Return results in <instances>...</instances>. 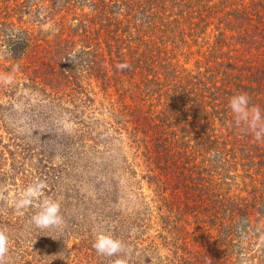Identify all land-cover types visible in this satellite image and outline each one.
<instances>
[{
	"label": "trees",
	"instance_id": "obj_1",
	"mask_svg": "<svg viewBox=\"0 0 264 264\" xmlns=\"http://www.w3.org/2000/svg\"><path fill=\"white\" fill-rule=\"evenodd\" d=\"M56 26L79 37L57 34L48 60L74 93L23 83L38 96L20 102L12 69ZM0 57V126L20 149L0 171L4 264H264V139L228 106L246 94L264 115V0H0ZM46 199L62 223L40 229ZM100 234L130 254L97 253Z\"/></svg>",
	"mask_w": 264,
	"mask_h": 264
},
{
	"label": "rangeland",
	"instance_id": "obj_2",
	"mask_svg": "<svg viewBox=\"0 0 264 264\" xmlns=\"http://www.w3.org/2000/svg\"><path fill=\"white\" fill-rule=\"evenodd\" d=\"M25 20L29 21V26L32 27L33 30H35L36 33H38L39 28L42 29L43 31L47 30L48 27L50 26V24L43 26V25H37V21H35L36 19L32 16H26L24 17ZM69 24V22H67ZM59 27L56 26V28L54 27L52 30H50V35L47 37V35H45V41L44 43L40 46V50L38 51V53L35 56H29L28 58L25 57V59H23L22 62H20L21 67L18 68V64L16 65V67H14L12 69V75L13 78H11L10 81L14 82V85L16 83H19L20 85L18 86V90H17V95L18 96H22V98H19L18 100L20 102H24L27 99H30L32 97L33 101H35V99H37L38 94L36 92L32 93L29 89H24L23 88V83L26 84H34L37 87H41L43 85H45L47 91H52L54 89V91L59 92L61 94H70L73 95L74 91H72V88L75 87L74 85H71L70 87L67 84L65 80H63L61 77L58 76V74H56L54 72V70L52 69V67L49 64V58L52 56V54H50V50L51 48L54 47L56 41H55V37L56 35H60L59 33ZM65 34L62 37L67 36L68 34L71 35V39H73L74 41H77V39H79L78 36H73V33H71V29H65ZM79 33V32H78ZM45 50V51H43ZM0 60H3L0 57ZM53 63V61H52ZM9 65V64H7ZM2 70V68H1ZM16 77V78H15ZM32 79V80H31ZM35 80V81H34ZM93 81V80H92ZM37 83H40L37 84ZM94 91L97 93V103L99 101H103L105 103V105L107 107L110 106L109 101H111L113 104H115L117 107L118 105H120V102H117L118 100V96L115 95L113 96V98L110 100L109 97L107 98H103L104 93L101 91V87L100 84L99 86H97V83L95 81L92 82ZM24 97V98H23ZM1 101L4 103L3 99H1ZM24 103H18L15 107V113L17 114V119L18 116L19 118H21L19 120L20 123L24 124V122L26 121V124L24 125H20L21 127V131H20V137H26V131L29 129V127H26V125H29V121L27 122V120L23 119V117H21V114L23 113V111L25 110V108L23 107ZM116 107V108H117ZM8 119V118H7ZM11 120V119H9ZM8 124H5L3 126H0V171L3 170H7L9 171L13 165V158L17 159V153L19 150L16 149V144H11L12 141V137L8 134H6L5 129H7V131L11 130L13 125H10V122H7ZM14 131V129H13ZM27 136L28 137H31ZM11 138V139H10ZM26 138V139H27ZM16 143H18V141H16ZM15 145V146H14ZM126 147L128 150H130L129 148V144H126ZM133 151H130L129 154L132 157V153ZM16 155V156H15ZM144 170L143 165H141L140 167H138V171L140 172V175L142 173V171ZM22 182V180L19 181V184ZM11 183V182H10ZM15 183V182H13ZM18 183V182H17ZM4 184H2L1 186L3 187ZM0 186V187H1ZM146 186V185H145ZM16 189V186H11V185H6L4 186V188L1 191H5L6 193H8V196L10 197V199H14V191ZM147 190V189H146ZM23 192V190H22ZM147 194L150 193V191H146ZM1 197V195H0ZM68 262V261H67Z\"/></svg>",
	"mask_w": 264,
	"mask_h": 264
},
{
	"label": "clouds",
	"instance_id": "obj_3",
	"mask_svg": "<svg viewBox=\"0 0 264 264\" xmlns=\"http://www.w3.org/2000/svg\"><path fill=\"white\" fill-rule=\"evenodd\" d=\"M127 67L121 65V68ZM229 108L237 125H246L255 135L257 140L264 139V115L259 108H249V98L246 94L234 95L229 100ZM40 196L39 186L28 188L20 201V206L31 205L34 199ZM32 222L37 228L59 226L62 223L60 205L56 200L46 199L40 203L39 211L32 217ZM93 247L99 254L116 255L124 253L129 255L131 250L119 239L100 234L96 237ZM8 252V236L0 231V264H4L3 257Z\"/></svg>",
	"mask_w": 264,
	"mask_h": 264
}]
</instances>
